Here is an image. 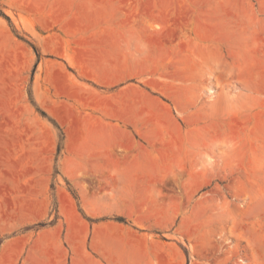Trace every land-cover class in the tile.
<instances>
[{
    "label": "rangeland",
    "instance_id": "obj_1",
    "mask_svg": "<svg viewBox=\"0 0 264 264\" xmlns=\"http://www.w3.org/2000/svg\"><path fill=\"white\" fill-rule=\"evenodd\" d=\"M104 189L188 261L264 264V0H0V264Z\"/></svg>",
    "mask_w": 264,
    "mask_h": 264
},
{
    "label": "crops",
    "instance_id": "obj_2",
    "mask_svg": "<svg viewBox=\"0 0 264 264\" xmlns=\"http://www.w3.org/2000/svg\"><path fill=\"white\" fill-rule=\"evenodd\" d=\"M113 60L117 62L110 66L91 63H73V66L101 84L116 85L122 83L123 69L118 55ZM102 75L112 79L105 81L100 78ZM103 192L95 199L99 208L96 205L95 209L91 208L89 220L82 218L78 205L72 203L74 213L78 210L72 228L69 224L64 230L57 222L36 232L13 236L12 264H206L202 260L188 261L184 252L178 251L171 233L163 236L155 230L156 221L126 222L109 218L108 211L123 213L128 209L113 204L112 189Z\"/></svg>",
    "mask_w": 264,
    "mask_h": 264
},
{
    "label": "trees",
    "instance_id": "obj_3",
    "mask_svg": "<svg viewBox=\"0 0 264 264\" xmlns=\"http://www.w3.org/2000/svg\"><path fill=\"white\" fill-rule=\"evenodd\" d=\"M4 16L10 21V18H9L7 15L4 14ZM33 46H34V48H35V50H36V53H37L38 58H40V57H41V52H40L39 48L36 47L35 45H33ZM62 133H63V132H62ZM120 220H124V219L121 218ZM39 225H40V226H43L42 223H40Z\"/></svg>",
    "mask_w": 264,
    "mask_h": 264
}]
</instances>
